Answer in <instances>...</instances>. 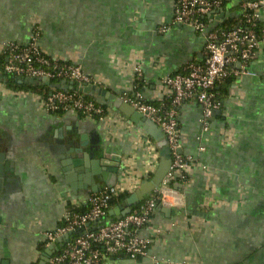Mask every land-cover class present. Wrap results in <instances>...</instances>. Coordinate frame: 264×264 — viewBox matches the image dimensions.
Listing matches in <instances>:
<instances>
[{"label":"crops","instance_id":"1","mask_svg":"<svg viewBox=\"0 0 264 264\" xmlns=\"http://www.w3.org/2000/svg\"><path fill=\"white\" fill-rule=\"evenodd\" d=\"M246 1L228 0L222 19L239 17ZM175 9L176 0H0V47L28 43L38 25L48 54L81 65L112 96L132 89L140 67V91L159 103L165 76L204 60V38L174 24ZM165 25L170 28L162 34ZM250 69L255 76L232 82L208 132L200 105L182 106L183 153L193 159L188 181L166 190L165 202L157 205L169 211L156 206L140 230L151 239L148 255L139 260L117 255L106 264H264V52ZM94 97L108 106L104 121L54 115L32 93L8 89L0 74V128L23 174V182L17 179L0 192V264H40L49 244L44 233L60 225L67 201L80 198L82 204L93 193L72 188L68 178L75 183L76 178L63 164L66 157L55 139L59 129L77 121L96 129L109 156L121 161L114 184L124 183L130 195L146 181L138 179L147 157L156 160L154 147L158 166V142L110 100Z\"/></svg>","mask_w":264,"mask_h":264},{"label":"built area","instance_id":"2","mask_svg":"<svg viewBox=\"0 0 264 264\" xmlns=\"http://www.w3.org/2000/svg\"><path fill=\"white\" fill-rule=\"evenodd\" d=\"M225 1L176 0L173 23L188 26L202 35L205 40L204 60L189 62L175 73L165 76L162 83L166 87V94L158 105L149 103L138 89L139 83L143 81L140 67L135 68L132 89L120 94L124 101L163 131L171 149L172 166L160 186V194L157 196L160 202H165L166 190L172 188L174 182L188 181V168L193 160L183 153L184 142L178 120L182 106L189 102L199 104L203 111L202 128L208 132L215 112L221 113L224 108V101L218 92L219 86L227 79L235 82L243 76H255L250 64L260 52H264V25H261L264 0L244 2L241 17L233 27L211 28L210 23L221 13ZM206 17L209 19L204 20ZM169 28L170 25L162 26L159 32L167 33ZM32 32L26 44L7 42L0 47V55L6 57L4 71L7 75L16 79L46 78L54 83L65 80L80 86L104 88L103 83L86 73L81 65L48 54L40 45V26L36 25ZM50 91L47 96L32 93L41 101L47 113L62 111L83 119L101 121L107 118L108 108L87 99L85 96L89 94L58 87H50ZM158 152L154 147L156 160L147 157L138 181H148L153 175L159 159ZM127 171H124L125 176L129 175ZM122 184L89 193L82 199V204L80 198L67 201L60 225L46 231L44 236L49 243L47 247L67 235H71V238L51 256L48 264H106L110 257L117 255H124L131 260H139L148 255L151 239L141 237L139 232L149 223L157 203L150 198L126 216L109 220L107 213L113 208L112 201L131 193ZM81 206L86 209L78 211ZM123 208H126V201Z\"/></svg>","mask_w":264,"mask_h":264},{"label":"water","instance_id":"3","mask_svg":"<svg viewBox=\"0 0 264 264\" xmlns=\"http://www.w3.org/2000/svg\"><path fill=\"white\" fill-rule=\"evenodd\" d=\"M224 17L225 12L222 10L215 18L219 20ZM16 80L19 83L24 82L34 85L58 87L65 90H76L84 94L98 95L110 100L115 108L128 117L132 123L143 128L149 136L158 142L160 147V161L153 174V178L144 181L139 190L128 197L126 200V208L116 207L111 210V217L119 219L126 216L132 210V207L150 199L152 193L160 188L172 166L171 149L167 144L163 131L154 122L145 118L133 106L121 97L112 96L108 90L95 85L80 86L65 80L54 83L46 78H18ZM219 113L217 111L215 115ZM55 139H57V146L66 157V161L63 164L68 166V171L73 177V181L76 178V183L68 178L74 190L83 188L90 192H99L104 187L115 185L114 179L119 173L121 161H116L109 156L108 146L104 144L96 129L77 121L74 125L70 124L65 131L63 128L59 129L58 133L55 134ZM106 160L109 161L106 162ZM18 166L13 155V150L8 146L6 138L0 128V192L7 188V185L9 186L15 183L17 179H21L23 182V174L19 171ZM64 170L67 172L66 168ZM158 206L165 213L169 211L159 204ZM109 220L113 219L109 218ZM69 238H71V235L57 239L52 245H49L43 252L40 264L48 263L51 256L56 251H59L64 245V242L69 240Z\"/></svg>","mask_w":264,"mask_h":264},{"label":"trees","instance_id":"4","mask_svg":"<svg viewBox=\"0 0 264 264\" xmlns=\"http://www.w3.org/2000/svg\"><path fill=\"white\" fill-rule=\"evenodd\" d=\"M227 1L228 0H226L224 5H223V10L226 9ZM240 17H241V15L239 17H237V18H225V19H223L220 22H215L216 23L215 28H219V27H221V28H231V27H233L234 25H236L238 23V20L240 19ZM208 19L209 18L206 17L204 20H208ZM5 62H6V57L3 56V55H0V74L3 77L4 84H5V86L8 89H10V90H12L14 92L35 93V94H38V95H41V96H47V95L50 94L51 91H50V87L49 86H46V85H34V84L24 83V82L23 83H19L16 80V78H14L13 76L7 75L5 73V71H4ZM232 82H233L232 79H227L219 86L218 92H219V96H220L221 100L225 101V99L228 97V91H229V88H230ZM139 84L140 85H138L139 86L138 89L140 90L141 89V83H139ZM115 96L120 97V95H118L116 93H115ZM85 97L87 99H92V100L97 101V99H96V97H94V95H86ZM149 103H152V104H155V105L159 104L157 102H149ZM102 105L104 106L105 109L108 107L106 104H102ZM51 114L60 116V115H63L64 112L56 111V112L51 113ZM152 178H153V175H151L149 180H151ZM180 182L181 181L174 182L173 186H176V183H180ZM129 196H130V193H126V194L120 196L119 198L115 199L114 201H112V207H113L112 210L114 208H116V207H122V205H124L125 201L128 199ZM157 196H158V193H155L151 197V199H154L156 203H160V201H159ZM144 202L145 201L138 203L137 205L132 207V209L135 210V209L140 208V206ZM85 209H86V207H82V208H79L78 211H84ZM110 211L111 210H109L108 213H107V218H111V219L115 220L116 218L110 216Z\"/></svg>","mask_w":264,"mask_h":264},{"label":"flooded vegetation","instance_id":"5","mask_svg":"<svg viewBox=\"0 0 264 264\" xmlns=\"http://www.w3.org/2000/svg\"><path fill=\"white\" fill-rule=\"evenodd\" d=\"M46 264H48V263H46Z\"/></svg>","mask_w":264,"mask_h":264}]
</instances>
